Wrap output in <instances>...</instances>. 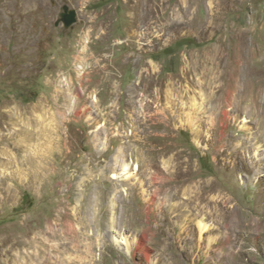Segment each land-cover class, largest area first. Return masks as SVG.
<instances>
[{
    "label": "rangeland",
    "instance_id": "1",
    "mask_svg": "<svg viewBox=\"0 0 264 264\" xmlns=\"http://www.w3.org/2000/svg\"><path fill=\"white\" fill-rule=\"evenodd\" d=\"M178 153L228 204L157 195L160 232ZM5 236L0 264H264V0H0Z\"/></svg>",
    "mask_w": 264,
    "mask_h": 264
},
{
    "label": "bare ground",
    "instance_id": "2",
    "mask_svg": "<svg viewBox=\"0 0 264 264\" xmlns=\"http://www.w3.org/2000/svg\"><path fill=\"white\" fill-rule=\"evenodd\" d=\"M252 99L254 100V98H252ZM252 99H249V100H246V99L244 100L243 99L241 102L245 103L246 101H251ZM145 126L147 127V126H149V124L145 125ZM156 126H158V125H156ZM27 137H29V135L25 133V137L24 138H27ZM176 156H177V159H176L177 162H175L176 164L174 165L173 169L165 168V169L157 170V172L154 175V179L159 181L158 186L154 190L153 197L148 198L145 201L150 206H153L151 212L158 210L159 215H158L157 218H158V229H160V232H164L165 227L167 226L166 222L168 220H167V217L165 215L167 213L163 210V208L161 206L163 204L156 203V201H155V197L157 195H165L167 197V200L171 202L172 200L178 199L181 194L190 193L191 190L193 189V191H192L193 195L190 194V196H189L188 200L186 201V203H183V204L174 203V204H172L170 206V210H172L173 213L178 211V210H180L182 208V206H187L188 208L190 207V208H192V210H194V208H196V205H197L196 202H198V201L199 202H207V204L213 206L216 211L219 210L220 206L228 204V199H225V197L220 200V197H221L220 194H219L220 193V188L218 187V185L215 182L202 181V182H197L196 186L193 187L192 189H189L187 187L185 188L184 185L186 184V182L192 181V180H194L197 177V171L194 170V168L191 166V164L189 162L184 161L185 159L183 160V157L179 153ZM233 165L234 166L232 168H235V166L237 164L235 163ZM248 167H250L249 168L250 171H254L255 168L257 170V167L261 168V164L252 162L251 164L248 165ZM123 172H124L123 174H127L128 173L127 172V168H124ZM158 198H160V197H158ZM156 216H157V214H156ZM179 216L183 217L182 215H179ZM149 222H150V220H148V223ZM177 224H178L179 228H185L188 225L189 229H193L195 231V234H196V232H198L200 234V236H202L203 233L207 232L209 230V228H210L209 225L206 223L205 218L203 217L201 212L195 213L194 220H192V221L183 220L182 223L178 222ZM188 228H187V230H188ZM155 233H156V231H155ZM22 239L20 241L22 242V245L24 247L37 248L39 250V252H40L41 258L46 256V248H45L46 244L44 242H42V241L39 242V240L41 239L39 234H36V236L34 238H29L28 237L27 239L26 238H22ZM11 240H12L11 237L5 236L4 238L0 239V244L4 245V244H7V243H11L10 242ZM114 241L116 243H118L119 240L114 239ZM14 242L15 241H12V243L10 245V248L14 247V245H15ZM142 244H143V242L141 240V242L139 243V246L140 247L143 246ZM153 244H155V242ZM157 244H159V243H157ZM147 258H148V255H147Z\"/></svg>",
    "mask_w": 264,
    "mask_h": 264
},
{
    "label": "water",
    "instance_id": "3",
    "mask_svg": "<svg viewBox=\"0 0 264 264\" xmlns=\"http://www.w3.org/2000/svg\"><path fill=\"white\" fill-rule=\"evenodd\" d=\"M71 14H73V12ZM68 15L69 14H64L63 15L64 22H65L66 26H70L75 21V19H73L74 18L73 16L72 17L71 16L69 17ZM67 17H69V18H67Z\"/></svg>",
    "mask_w": 264,
    "mask_h": 264
}]
</instances>
